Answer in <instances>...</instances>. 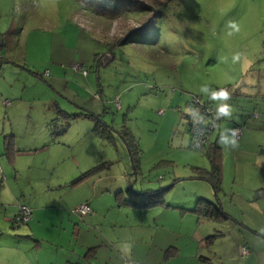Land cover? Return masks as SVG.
I'll list each match as a JSON object with an SVG mask.
<instances>
[{
    "label": "rangeland",
    "instance_id": "obj_1",
    "mask_svg": "<svg viewBox=\"0 0 264 264\" xmlns=\"http://www.w3.org/2000/svg\"><path fill=\"white\" fill-rule=\"evenodd\" d=\"M136 1L145 8L108 17L76 0H0L2 239L35 224L42 245L38 249L33 239H24L19 245L25 256L38 250L40 264H47L66 262L69 252L78 264H105L101 253L84 256L90 245L81 248L83 230L77 236L76 227L72 234L66 220L76 214L74 200L88 194L95 181L123 188L127 197L134 190L131 200L145 202L129 207L135 226L144 217L145 225L155 227L161 197L173 206L161 209L172 224L180 212L176 206L191 204L197 194L219 198L233 218L224 224L205 221L195 233L185 229L175 264H264V96H241L264 92V0ZM144 28L155 29L148 34ZM124 37L128 40L119 43ZM220 91L230 98L225 101ZM193 97L196 110L190 106ZM223 101L231 116L213 124L198 147L190 126L207 121L199 106L215 108ZM59 108L77 118L68 119ZM76 111L99 113L100 121ZM234 119L246 123H239L233 148L221 137L232 139L227 130ZM245 130L250 138L238 142ZM126 134L138 157L130 153ZM211 144L220 147L217 192L197 175L198 168L210 169ZM94 165L83 180L71 183ZM21 204L37 217L12 223ZM175 216L178 222L181 215ZM80 219L76 223L82 225ZM209 229L225 234L198 238Z\"/></svg>",
    "mask_w": 264,
    "mask_h": 264
},
{
    "label": "crops",
    "instance_id": "obj_2",
    "mask_svg": "<svg viewBox=\"0 0 264 264\" xmlns=\"http://www.w3.org/2000/svg\"><path fill=\"white\" fill-rule=\"evenodd\" d=\"M258 83H253L251 86H255ZM262 89H253V92H242L243 97L252 98L254 95L261 94L264 96V92H260ZM253 95V96H252ZM235 104H238L237 102ZM61 107V106H60ZM240 109V107H238ZM58 111L64 112V108H59ZM77 112L80 111H76ZM84 112V111H83ZM91 112V111H90ZM94 113V111H92ZM79 114V113H78ZM97 115H100L99 113H95ZM233 114H241V112L235 111ZM57 118V115H56ZM77 116L72 117L71 119H75ZM102 122V121H101ZM242 123V122H239ZM235 121L232 123V126H235L236 124H239ZM246 121H243L242 124H245ZM97 122L95 123L96 126ZM247 131L245 130L243 133H241L238 142H242L250 138L249 134H246ZM56 131L51 132L52 139L58 138L55 134ZM45 139H43L44 141ZM57 141H62L58 139ZM55 140V142H57ZM63 142V141H62ZM40 140H35L34 144H39ZM35 148V147H34ZM40 148V147H39ZM220 148V147H219ZM220 152V149H219ZM220 166H221V156H220ZM222 169V166H221ZM81 172V171H80ZM86 176H84L83 180ZM80 182V181H78ZM92 190L86 194L83 195L77 199L74 200L72 203L75 206L82 202H88V204L91 207V212L87 213L85 215H77L72 213L71 216L67 217V223L72 230V234L75 233V228L77 227V236L80 235L81 229L83 230L84 235H80L81 240V248H85L87 246V250L84 253V256L93 255L97 253H101L104 255V263L105 264H158L162 261H165L166 264H175V261L178 260V256L181 255V242L178 239L180 234H184L185 229H189L188 232H198L200 225L203 224L205 221L213 220V221H219L220 223L224 224L233 218V216L225 211L222 207V204L219 200V198L215 199L218 200L220 203V206L222 210L227 213L229 216L226 219L221 220H215L208 217H202L198 216L192 208L198 203L199 198L203 197L204 195H196L195 200L193 199L191 201V204H181L182 206H176L180 210L178 213L175 211V215L179 214L181 217L179 218V221L177 222L176 216L175 221L172 224L170 221L168 214L165 213L161 215L162 208L167 207H173L169 205V203L166 204V201L164 197L159 200L158 203L162 204L161 208H157L156 213H154L155 217H158L161 219L163 216V222H160L159 219L153 218L154 220V228H151L150 225L144 224V217L142 219H139L137 222L138 226H135L133 222L128 217L129 214L132 213L130 210V206H134L135 208H141L145 207V202H138L132 201V195L133 191H129V197L125 195V192L123 191V188H111L107 184L102 186L101 183L94 184ZM116 190L114 195L112 194V190ZM215 192H217L215 190ZM147 194V193H146ZM204 196V198H208ZM131 200V201H130ZM214 200V199H212ZM161 201V202H160ZM154 202H149L150 205L154 206ZM164 204V205H163ZM157 206V205H156ZM154 206V207H156ZM151 207V206H149ZM185 207V208H184ZM145 209V208H142ZM16 211V210H15ZM189 213V214H187ZM89 214V215H88ZM86 216V217H85ZM150 216V215H149ZM187 216L188 224L184 226V220ZM36 214L33 215L32 211V220L36 218ZM80 217L82 218V225L76 223V221H79ZM78 218V219H77ZM81 220V219H80ZM171 225H169V224ZM35 224L30 227V231H23L16 232L15 234L7 233L11 239L6 241L3 240V236L5 233L0 231V264H40V261L42 260L39 258L38 250H36V255L30 257H27L22 253V248L24 245H19L21 241H25L24 239H33V245L34 247H37L40 249L42 245L41 239L35 236L34 228ZM211 226V225H210ZM91 229V230H90ZM179 230V231H178ZM211 232V233H210ZM217 232H219L217 234ZM26 233V234H25ZM208 233V232H207ZM206 233V234H207ZM198 234V238L201 237V239H205L207 236L215 237L217 235H224L225 230L221 231H210L209 234ZM190 237V236H189ZM40 239V240H39ZM181 239V238H180ZM192 239V238H191ZM212 240H207V242H211ZM28 242V241H27ZM191 243H196V240L192 239ZM93 244V245H91ZM131 245L130 250L125 251V246ZM91 249H95L94 252L90 251ZM170 249V250H169ZM169 250V251H167ZM106 255V256H105ZM67 261H55L54 259H51L49 261H45L47 264H78L76 260V257H72L69 252L67 253ZM78 256V255H77ZM26 259V260H25ZM44 263V262H42Z\"/></svg>",
    "mask_w": 264,
    "mask_h": 264
},
{
    "label": "trees",
    "instance_id": "obj_3",
    "mask_svg": "<svg viewBox=\"0 0 264 264\" xmlns=\"http://www.w3.org/2000/svg\"><path fill=\"white\" fill-rule=\"evenodd\" d=\"M76 1L81 6L88 7V8L92 7V8H95L96 10H100V11H102L100 13L107 15L108 17L123 16V15L128 14L129 12H134L136 9H138L139 5H141L140 7L145 8V6L141 3V1H136V0H76ZM134 5H137V7L134 8ZM147 29L148 28H146V29L144 28V30H142L143 31L142 33H148ZM154 29H153V31H154ZM153 31L149 32L148 34H152ZM154 33H156V31ZM121 40L119 41V43L127 41L128 38L125 39V37H124ZM224 102L225 101H223V103ZM210 106L212 108H214V106H212V105H210ZM219 106H220V104L216 105L214 109H218ZM78 113L83 114V115L92 116L97 121H100V117H99L100 115L93 114L90 111H88V112L80 111V112H77V114ZM63 114H65V117H67L68 119L70 116H71L70 118L75 117L74 115H71V114L67 113L66 111H64ZM221 118H222V116H220L219 113H217V114L210 113L207 116V121L205 123H202V125H206L207 123L210 122L212 125L215 124V127H216L218 125L219 119H221ZM103 124L104 123L101 122L100 125H103ZM236 125H238L241 128V126H240L241 124L240 125L236 124ZM97 127H98V122L96 124V128ZM124 139H125V143H126L127 147H129L130 153H134V154L137 153V157H138L139 150L137 149L136 144L133 141V137L131 135L129 136L126 134ZM217 147L216 146L212 147V144H211V145H209V147L206 151L207 155H208L209 162H210V169L196 167V168H198V171H199V173L197 175L202 179L208 180L209 183L212 185L214 190H217L220 188V181H221L220 152H219V147H218V149H217ZM137 157H136V159L134 157V159L136 161H138ZM96 167L97 166L94 165L90 169L83 171L78 176L72 178L71 183L74 184V183L78 182L80 179H82L84 176L88 175L91 172V170L95 169ZM131 191L134 192V190H131ZM192 210L199 217L200 216L208 217V218H212L215 220H221V219L223 220V219H226L229 217L227 215V213H225L222 210L218 200L207 199L204 197L199 198L198 203L192 208ZM12 223H14V222L12 221ZM211 236H209V237H211ZM169 250H167V251H169Z\"/></svg>",
    "mask_w": 264,
    "mask_h": 264
},
{
    "label": "built area",
    "instance_id": "obj_4",
    "mask_svg": "<svg viewBox=\"0 0 264 264\" xmlns=\"http://www.w3.org/2000/svg\"><path fill=\"white\" fill-rule=\"evenodd\" d=\"M195 101V97L192 98L190 106L192 107L193 110L197 109V105L194 103ZM202 109V111H200ZM210 113L213 114H217L218 111L217 109L212 108L211 106H207L205 104L202 105V108L199 106V115L201 118H205L206 116H208ZM252 116H257L256 113L252 114ZM213 125L209 122L206 125H202V124H192L190 126V130L193 133H196V140H195V145H197L198 147H202L205 142L206 139L209 135L210 130H212ZM232 129H237L238 130V134L236 137L239 136L241 129L238 125H235L232 127ZM72 212L78 213L80 215H84L87 213L91 212V207L88 204V202H82L79 205H77L75 208H73L71 210ZM32 217V210L29 206L21 204L18 208V211L16 212V214L14 215L12 221L19 223V222H27L30 218ZM247 251L246 246L242 245L241 246V252L245 253Z\"/></svg>",
    "mask_w": 264,
    "mask_h": 264
},
{
    "label": "clouds",
    "instance_id": "obj_5",
    "mask_svg": "<svg viewBox=\"0 0 264 264\" xmlns=\"http://www.w3.org/2000/svg\"><path fill=\"white\" fill-rule=\"evenodd\" d=\"M230 23L232 24V26H235V23L234 22H230ZM202 91L207 92L208 91L207 86H204L202 88ZM213 95H216V93H213ZM219 95L225 101H227L230 98L229 97V94L226 91H220L219 92ZM217 111H218V113H219L220 116H224V117L231 116V108H230V106L227 103H223L222 105H220L218 107ZM227 131H230L231 132L232 139L229 141V138L227 136H222L221 137V141H222V143H225V144H229L230 143L231 147L234 148V147L237 146V141H236L235 137L238 134V130L237 129H230V130H227ZM130 247H131V245H126L125 246V251L130 250Z\"/></svg>",
    "mask_w": 264,
    "mask_h": 264
}]
</instances>
